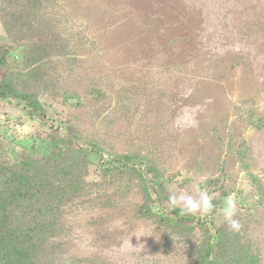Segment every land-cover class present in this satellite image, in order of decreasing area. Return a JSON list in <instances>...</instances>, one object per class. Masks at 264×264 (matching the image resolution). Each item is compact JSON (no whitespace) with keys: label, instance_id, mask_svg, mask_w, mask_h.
Returning <instances> with one entry per match:
<instances>
[{"label":"rangeland","instance_id":"obj_1","mask_svg":"<svg viewBox=\"0 0 264 264\" xmlns=\"http://www.w3.org/2000/svg\"><path fill=\"white\" fill-rule=\"evenodd\" d=\"M54 3L59 19L43 39L0 50V81L34 102L0 98V189L5 173L8 189L26 192L31 180L75 191L62 232L42 229L41 205L23 217L26 199L9 218L0 212V232L11 219L14 227L0 255L23 257L18 264H227L224 242L237 235L264 264V0L43 6ZM5 17L0 9V45L11 44ZM170 186L206 189L215 209L181 215ZM229 195L238 232L224 221Z\"/></svg>","mask_w":264,"mask_h":264},{"label":"trees","instance_id":"obj_2","mask_svg":"<svg viewBox=\"0 0 264 264\" xmlns=\"http://www.w3.org/2000/svg\"><path fill=\"white\" fill-rule=\"evenodd\" d=\"M47 1L48 0H0V4H1L0 9L5 10L7 16L2 19V23L6 27V29L10 30L8 34L6 33V38H8V40L11 42V44H6L2 40V43L0 45V50H2L3 53H5V51L6 52L10 51V49L12 50L21 49L22 47L25 46V44L26 47L29 48L31 41L39 42L38 39L41 38V36L39 35L41 30H42L41 32L42 35L44 28L52 30V28L58 22L57 19H59V16L56 15H58V12L60 11V7H58L56 3L52 4L51 6L49 5L43 6L44 3H46ZM49 9L50 12H48ZM39 27H41L42 29ZM43 38L44 36H42L41 39ZM39 48L40 51L44 50L42 49V45H39ZM49 85H55V84H49ZM0 98H11V99L19 98L28 102V104L30 105L34 104L32 95L18 90L16 87H14L12 82L7 79L5 75H2L0 81ZM75 151L72 150V152ZM62 152L64 151L62 150L59 151V153ZM34 171L37 172L36 170ZM35 177L37 176L33 175V178ZM2 179L3 181L0 189L1 215L8 216L9 218L10 216L9 210L15 208L19 203H21L26 199L25 206H23V210H22L23 217L26 218V216L29 215L28 212L31 213L33 205L35 206L41 205L39 209V215L42 221L39 218L38 219L40 220L39 225L42 227V229H44L43 224H46L48 222L50 223L52 233H55L54 225L56 226V230L61 232L63 231L61 223L64 217L61 218L59 217L62 215L64 211L66 200L68 199L69 201L72 199V197H68V195H71L75 190H71V191L62 190L64 186L63 184H61V182L54 181L52 183L43 184L40 181L37 183V182H32L30 180V182H26V184L23 186L26 192H21V191H17L16 188L13 190V189H8L6 187L10 185L7 184V179L12 180L13 177L11 178L10 176L4 173L2 174ZM76 182H77L76 177H72L70 181L71 186H75ZM16 186L17 188H19L20 183L19 184L16 183ZM48 214L50 220L52 221L46 220ZM175 215H179V214H175ZM11 221H13V219H11ZM11 221L9 222L8 219L9 223L5 222L7 226L4 228V231H6L8 235H12L14 233V227H12ZM4 231L0 232V238L2 236L3 237L5 236ZM231 238H233L234 244L231 245V243L228 242V244L230 245H227L226 242H224L225 243L224 245L226 248L230 249L232 259L234 260L229 261L227 264H257L258 259H256L254 256H250L251 254L250 251H247L246 249L243 248H241L240 250L236 246L240 237H238L237 235H233V237ZM222 240L226 241L232 239H230V236L226 235V238ZM19 242L21 243V239H19ZM32 243L33 242H30V244L26 247L32 249L33 246ZM23 246H25V244ZM21 250H22V246H20V251ZM211 253H212V249L210 246H208L207 250L203 253L202 261H204L208 256H210ZM9 256L11 257L12 264H18L23 258L21 256H18L16 259L12 253L9 254L2 253L0 255V259L7 260ZM5 262L7 263V261Z\"/></svg>","mask_w":264,"mask_h":264},{"label":"clouds","instance_id":"obj_3","mask_svg":"<svg viewBox=\"0 0 264 264\" xmlns=\"http://www.w3.org/2000/svg\"><path fill=\"white\" fill-rule=\"evenodd\" d=\"M168 190L170 205L173 208H178L181 215H194L197 213L208 215L215 209L212 197L206 189H198L196 195L178 191L175 186H170ZM237 211L236 199L232 195L227 196L224 201L223 216L228 230L232 232H238L241 229V224L236 218Z\"/></svg>","mask_w":264,"mask_h":264}]
</instances>
